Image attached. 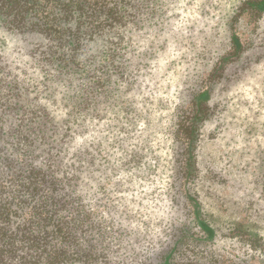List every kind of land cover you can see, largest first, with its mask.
Segmentation results:
<instances>
[{"label": "rangeland", "instance_id": "rangeland-1", "mask_svg": "<svg viewBox=\"0 0 264 264\" xmlns=\"http://www.w3.org/2000/svg\"><path fill=\"white\" fill-rule=\"evenodd\" d=\"M144 5L125 32L123 56L111 65L101 50L111 80L97 137L108 177L101 193L72 200L84 208L68 207L86 220V251L101 253L96 264H159L179 230L203 234L204 221L219 251L264 264V248L256 257L259 249L244 250L226 234L240 223L264 235V0ZM17 38L6 35L10 50ZM55 203L51 194L29 198L26 208L47 210L22 213L14 226L34 219L35 236L47 231L45 244L55 249ZM182 249L178 261L193 255L192 245ZM29 259L4 264H39Z\"/></svg>", "mask_w": 264, "mask_h": 264}, {"label": "trees", "instance_id": "trees-1", "mask_svg": "<svg viewBox=\"0 0 264 264\" xmlns=\"http://www.w3.org/2000/svg\"><path fill=\"white\" fill-rule=\"evenodd\" d=\"M145 1L0 0V264L5 258H30L39 264L44 259L46 264L50 257L64 264H88L101 256L91 251L93 247L86 251V220L79 217L80 211L73 216L68 210L84 208L72 200L104 189L108 175L97 127L100 96L111 78L101 50H106L111 65L123 56L125 32ZM6 35L18 37L12 50ZM13 52L18 56L10 59ZM46 194L56 200L55 249L45 244L47 231L35 236L34 219L29 225L21 222L24 227L14 226V218L22 213L37 217L46 211V205L26 208L29 198ZM203 222V234L179 230L159 264H247L219 251L218 234ZM251 225L237 223L226 234L244 250L259 249V257L264 235ZM185 245L193 246V255L178 261ZM24 247L32 252L19 253Z\"/></svg>", "mask_w": 264, "mask_h": 264}]
</instances>
